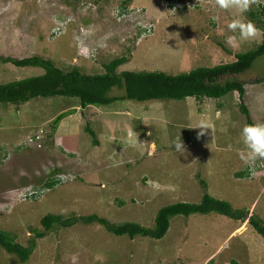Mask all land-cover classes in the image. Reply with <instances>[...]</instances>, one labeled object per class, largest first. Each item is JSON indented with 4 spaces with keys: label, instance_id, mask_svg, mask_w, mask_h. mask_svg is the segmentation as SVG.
I'll return each mask as SVG.
<instances>
[{
    "label": "rangeland",
    "instance_id": "rangeland-1",
    "mask_svg": "<svg viewBox=\"0 0 264 264\" xmlns=\"http://www.w3.org/2000/svg\"><path fill=\"white\" fill-rule=\"evenodd\" d=\"M120 2L0 0V83L42 72L39 67L5 62L8 56L39 54L64 70L76 67L102 74L105 63L131 48L130 61L118 71L175 75L232 61L217 39L237 52L250 50L262 39L259 29L255 38L229 47L223 36L234 35L227 25L237 12L216 4L206 10L201 5L172 9L170 0H132L124 11ZM191 12L196 20L189 17ZM149 24L151 32H146L142 25ZM263 75L264 55L235 77L247 81L250 122L239 110L236 91L202 101L191 96L119 100L85 107V117L71 97L0 104V229L13 232L26 245L32 230L42 229L40 219L48 213L97 214L113 224L135 222L151 228L160 208L198 203L204 192L264 220V161L257 162L253 174L239 157L244 147L241 129L264 123V83H252ZM61 113L65 114L56 120ZM202 121L212 128L199 136L195 127ZM86 125L95 132L98 145L92 144ZM40 129L45 134L29 140ZM178 137L186 149L183 154L174 146ZM148 148L151 153L142 159ZM60 173L68 178L51 186L48 181L56 183ZM30 186L49 188L38 197L21 198L20 191ZM247 220L217 212L179 214L160 239L130 238L99 223H77L36 239L24 262L0 246V264H71L73 253H78L79 264H208L210 260V264H264V238Z\"/></svg>",
    "mask_w": 264,
    "mask_h": 264
},
{
    "label": "trees",
    "instance_id": "trees-1",
    "mask_svg": "<svg viewBox=\"0 0 264 264\" xmlns=\"http://www.w3.org/2000/svg\"><path fill=\"white\" fill-rule=\"evenodd\" d=\"M131 2L132 0H121L120 6L122 10L126 11ZM246 14L248 20H251L262 31V39L259 43L250 50L234 52L217 39L216 44L223 51L233 56L232 61L219 63L211 67L198 66L187 72L175 75L155 70L118 71V67L130 61L132 56L131 48H127L126 54L105 63L102 74L84 73L76 67L64 70L53 59L39 54L22 58L8 56L3 59L5 62H10L19 67H39L42 72L7 83H0V104L13 103L18 105L39 97H71L77 99L80 107L78 113L85 117L86 114L83 108L97 104L108 105L119 100L128 99L140 102L152 99L181 100L191 96L198 101H202L205 98L221 99L230 92L236 91L239 98V110L245 115L247 122H250L251 115L245 104V85L247 81H242L235 77L250 69L255 60L264 55V10L261 6L255 7L252 5ZM252 83H264V75L255 78ZM115 90L117 92H114ZM64 114H59L56 120ZM85 131L92 136V144L98 145L95 132L88 125L85 126ZM197 177L203 190H205V182L199 175ZM48 183L51 186L55 184L51 180ZM210 212H217L241 222H244L248 217L249 225L257 234L264 238V220L260 216L249 215L247 209L233 208L229 202L216 199L204 192L198 203L177 202L160 208L155 215L154 226L151 228L135 222L113 224L97 214L62 217L58 214L48 213L40 219L42 229L32 230L26 245L19 243L13 232L0 229V246L8 253L16 254L20 261L24 262L34 251L36 239L43 238L53 230L70 227L77 223H99L107 231L115 235H128L130 238L140 235L160 239L167 233L170 221L174 216L181 214L188 217L192 214H207ZM209 262L208 264H210Z\"/></svg>",
    "mask_w": 264,
    "mask_h": 264
},
{
    "label": "clouds",
    "instance_id": "clouds-1",
    "mask_svg": "<svg viewBox=\"0 0 264 264\" xmlns=\"http://www.w3.org/2000/svg\"><path fill=\"white\" fill-rule=\"evenodd\" d=\"M258 3L259 0H215V4L219 9L224 11L236 10L237 12L236 18H233L227 25L228 31L234 34L226 38L225 42L229 47L236 46L239 41H248L255 38L259 34L260 30L244 16V13L248 12L252 5ZM237 33L238 35H235ZM195 128L200 130L198 135L203 136L207 130L212 128V125L202 121ZM241 137L244 147L240 149L239 157L255 174L257 162L264 161V123L245 125L241 129ZM174 146L182 154L186 151L180 137L174 142ZM69 178H72L70 174ZM59 179L63 180L65 176L61 175ZM71 264H79L78 253L72 254Z\"/></svg>",
    "mask_w": 264,
    "mask_h": 264
},
{
    "label": "built area",
    "instance_id": "built-area-1",
    "mask_svg": "<svg viewBox=\"0 0 264 264\" xmlns=\"http://www.w3.org/2000/svg\"><path fill=\"white\" fill-rule=\"evenodd\" d=\"M170 2L173 4L172 7H171L172 9L180 8V7H184V6H187V7L191 8V9H193V8H196L199 5H201L200 3L198 4V1H187V3H180V2H178V0H170ZM257 6H261V8L263 7V10H264V0H259V3L257 4ZM201 7H202V5H201ZM212 19H214V18L212 17ZM151 26H152L151 24H149L148 27L146 25L145 26L142 25V28L146 32L147 31L151 32ZM44 134H45L44 131L42 129H40L39 132L37 133L36 137H30L29 140H32V142H33L35 140V138H41ZM145 135L147 136V134H145ZM61 175H64L65 179L68 178V176L65 175V174H62V173L57 174L56 177L54 178V181H56V183L53 186L57 185L59 182L62 183V181L65 180V179H63V180L59 179V177ZM72 176H74V175H72ZM48 188L49 187H47V186L46 187H42L41 189L34 188L32 186L26 187L25 189L20 191V197L23 198V199L30 198V197H38L39 195L42 194L43 189L46 191V190H48Z\"/></svg>",
    "mask_w": 264,
    "mask_h": 264
},
{
    "label": "crops",
    "instance_id": "crops-1",
    "mask_svg": "<svg viewBox=\"0 0 264 264\" xmlns=\"http://www.w3.org/2000/svg\"><path fill=\"white\" fill-rule=\"evenodd\" d=\"M190 1H198L201 5H202V7H201V9L202 8H205V9H203V10H206L207 8H210V9H212L214 6H215V0H210V1H212L211 3H207V0H190ZM199 10V9H198ZM200 11V10H199ZM201 12H203L202 10H201ZM205 12V11H204ZM191 13H193V14H191ZM190 14L191 15H189V17L191 18V19H193V20H196L197 19V15L196 14H194L195 12H191ZM149 14V13H148ZM212 15H214V13L212 14ZM149 16H150V14H149ZM215 16V15H214ZM149 19H150V17H149ZM151 20V19H150ZM190 20V19H189ZM212 20V19H211ZM191 21V20H190ZM212 21H214V20H212ZM223 38L224 39H226L225 38V36H223ZM192 40V39H191ZM192 41H194V40H192ZM233 51L234 52H237V50L235 51L234 49H233ZM247 92V91H246ZM77 106H78V104H77ZM140 126H141V124H140ZM101 127V128H100ZM98 128H100V129H102V126L101 125H99L98 126ZM103 131V130H102ZM98 140V139H97ZM98 143H99V140H98ZM9 191V190H8ZM212 261L210 260V262L209 263H211ZM234 263H235V261H234Z\"/></svg>",
    "mask_w": 264,
    "mask_h": 264
},
{
    "label": "water",
    "instance_id": "water-1",
    "mask_svg": "<svg viewBox=\"0 0 264 264\" xmlns=\"http://www.w3.org/2000/svg\"><path fill=\"white\" fill-rule=\"evenodd\" d=\"M150 153H151V148H148V149L144 152V154H143V156H142V159L145 158V157H147ZM139 162H140V159L136 162V165H137Z\"/></svg>",
    "mask_w": 264,
    "mask_h": 264
}]
</instances>
